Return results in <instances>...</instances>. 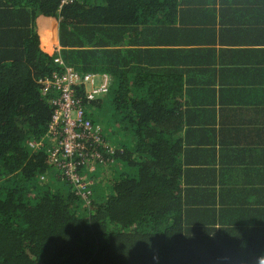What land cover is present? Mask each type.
Here are the masks:
<instances>
[{
  "label": "trees",
  "instance_id": "1",
  "mask_svg": "<svg viewBox=\"0 0 264 264\" xmlns=\"http://www.w3.org/2000/svg\"><path fill=\"white\" fill-rule=\"evenodd\" d=\"M60 2L0 0V264H264V182L260 219L234 209L242 191L219 211L176 133L216 94L264 101V0ZM57 56L109 77L88 105L99 142L95 170L75 164L83 189L29 145L51 119Z\"/></svg>",
  "mask_w": 264,
  "mask_h": 264
},
{
  "label": "crops",
  "instance_id": "2",
  "mask_svg": "<svg viewBox=\"0 0 264 264\" xmlns=\"http://www.w3.org/2000/svg\"><path fill=\"white\" fill-rule=\"evenodd\" d=\"M44 42L49 44L46 38ZM57 47L59 50L60 45ZM254 85L259 90L263 87L262 82ZM214 97L204 99L205 110L201 113L177 115L176 120L182 123L176 131L181 135L177 161L182 168L191 171L193 178L208 183L211 206L219 211L232 205L230 191H242L245 204L236 205L234 209L249 208L255 216L262 214L263 203L256 190L264 182V101L261 92L255 88V93H248L237 102L235 98L233 101L220 94ZM204 186L206 184L194 185L197 189H204ZM261 216L256 217L260 219ZM257 227L254 226V231Z\"/></svg>",
  "mask_w": 264,
  "mask_h": 264
},
{
  "label": "built area",
  "instance_id": "3",
  "mask_svg": "<svg viewBox=\"0 0 264 264\" xmlns=\"http://www.w3.org/2000/svg\"><path fill=\"white\" fill-rule=\"evenodd\" d=\"M71 1L61 0L60 4ZM54 61L62 70L44 81V94L53 109L51 119L45 135L38 141L29 142V145L34 149L48 146L50 162L65 165L67 175L79 184L83 181L75 164L82 159L89 171L95 170L96 164L86 158L94 156L89 142H99L88 105L109 90V77L107 74L80 73L59 56ZM74 156L79 157L78 161L72 159Z\"/></svg>",
  "mask_w": 264,
  "mask_h": 264
},
{
  "label": "rangeland",
  "instance_id": "4",
  "mask_svg": "<svg viewBox=\"0 0 264 264\" xmlns=\"http://www.w3.org/2000/svg\"><path fill=\"white\" fill-rule=\"evenodd\" d=\"M97 111H98V115L96 117L99 118L100 117L99 116V113H100L99 112V109ZM92 183H94V182H92V177H88L87 176V178L83 182L77 184V187H78V189H83V188H85L86 186H88L89 184H92ZM81 194L84 195L85 193L84 192H81Z\"/></svg>",
  "mask_w": 264,
  "mask_h": 264
}]
</instances>
